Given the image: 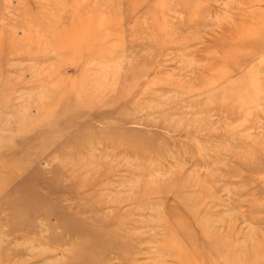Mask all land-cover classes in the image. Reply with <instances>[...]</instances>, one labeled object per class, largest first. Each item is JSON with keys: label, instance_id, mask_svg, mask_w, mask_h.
Masks as SVG:
<instances>
[{"label": "rangeland", "instance_id": "rangeland-1", "mask_svg": "<svg viewBox=\"0 0 264 264\" xmlns=\"http://www.w3.org/2000/svg\"><path fill=\"white\" fill-rule=\"evenodd\" d=\"M0 264H264V0H0Z\"/></svg>", "mask_w": 264, "mask_h": 264}]
</instances>
